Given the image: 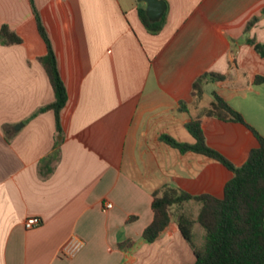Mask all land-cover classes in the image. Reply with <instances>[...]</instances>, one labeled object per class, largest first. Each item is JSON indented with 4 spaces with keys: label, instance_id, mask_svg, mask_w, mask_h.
I'll list each match as a JSON object with an SVG mask.
<instances>
[{
    "label": "crops",
    "instance_id": "crops-1",
    "mask_svg": "<svg viewBox=\"0 0 264 264\" xmlns=\"http://www.w3.org/2000/svg\"><path fill=\"white\" fill-rule=\"evenodd\" d=\"M164 1L165 23L150 34L138 0H33L67 91L58 132L54 111H40L55 94L30 0H0V27L22 39L0 42V264L194 263L175 221L142 238L152 192L222 197L233 173L160 135L193 143L185 123L198 118L207 145L235 166L258 145L252 129L264 138V81L254 82L264 56L250 43L264 44V0ZM204 72L224 79L205 81L196 101L192 84ZM214 94L244 123L207 115ZM200 206L191 199L182 210L196 219ZM32 216L40 223L26 229ZM201 229L196 222L198 246ZM71 237L83 245L64 256Z\"/></svg>",
    "mask_w": 264,
    "mask_h": 264
},
{
    "label": "trees",
    "instance_id": "trees-1",
    "mask_svg": "<svg viewBox=\"0 0 264 264\" xmlns=\"http://www.w3.org/2000/svg\"><path fill=\"white\" fill-rule=\"evenodd\" d=\"M39 35L46 45V54L39 58L53 88L55 99L40 108V111H54L56 129L60 131V111L67 101V91L60 76L51 41L42 23L41 17L30 0ZM141 22L150 34H158L166 20V9L157 21H150L145 7L138 6ZM264 16V7L261 10ZM257 20L253 17L246 29ZM21 37L10 30L8 25L0 27V42L4 44L20 43ZM255 51L264 56V44L255 43ZM208 79L222 80L224 75L204 72L192 84V96L196 101L203 96V83ZM264 77L256 75L254 82H263ZM215 101L206 111L207 115L223 120L244 123L239 112L234 110L220 96L214 94ZM188 132L194 137L193 143L182 142L169 134H161L160 140L176 148L180 153L195 152L222 163L233 173L225 183L223 196L202 193L193 195L180 188L164 186L152 192V220L144 228L142 238L147 242L156 240L175 221L182 237L192 246L195 261L193 264H264V138L254 132L258 145L252 148L246 161L235 166L222 153L208 146L198 118L185 123ZM200 203L196 219L185 215L182 206L189 200ZM204 229V242L195 245L192 240L195 223Z\"/></svg>",
    "mask_w": 264,
    "mask_h": 264
},
{
    "label": "built area",
    "instance_id": "built-area-1",
    "mask_svg": "<svg viewBox=\"0 0 264 264\" xmlns=\"http://www.w3.org/2000/svg\"><path fill=\"white\" fill-rule=\"evenodd\" d=\"M112 203L106 202L104 204V209L111 208ZM40 223V218L37 216L28 217L25 222L24 226L26 229L33 228L34 226L38 225ZM83 245L82 240L71 237L62 247V254L64 256H72L74 255Z\"/></svg>",
    "mask_w": 264,
    "mask_h": 264
},
{
    "label": "water",
    "instance_id": "water-1",
    "mask_svg": "<svg viewBox=\"0 0 264 264\" xmlns=\"http://www.w3.org/2000/svg\"><path fill=\"white\" fill-rule=\"evenodd\" d=\"M146 4L145 11L150 21H157L163 15L166 9V3L164 0H138ZM19 124L17 128L20 126Z\"/></svg>",
    "mask_w": 264,
    "mask_h": 264
},
{
    "label": "rangeland",
    "instance_id": "rangeland-1",
    "mask_svg": "<svg viewBox=\"0 0 264 264\" xmlns=\"http://www.w3.org/2000/svg\"><path fill=\"white\" fill-rule=\"evenodd\" d=\"M194 213H195V212H194L193 209H192V210H189V211L187 212V214H188L189 216H190V215L193 216ZM189 216H188V217H189ZM200 228H201V227H200ZM201 230H203V229H201Z\"/></svg>",
    "mask_w": 264,
    "mask_h": 264
}]
</instances>
